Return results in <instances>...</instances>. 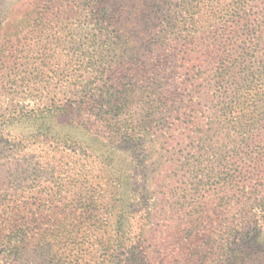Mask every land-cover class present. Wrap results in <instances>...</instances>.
<instances>
[{"label":"trees","instance_id":"16d2710c","mask_svg":"<svg viewBox=\"0 0 264 264\" xmlns=\"http://www.w3.org/2000/svg\"><path fill=\"white\" fill-rule=\"evenodd\" d=\"M123 1L64 0L62 8L73 17L81 14L87 26L94 24L96 50L82 61L81 82L86 88L81 92V110L95 114L110 138L139 148L125 171L127 188H131L124 192L120 179L106 172L97 177L101 184L87 187L83 200L81 176H77L68 185L56 180L45 189V203L4 202L0 264H37L55 247L87 252L90 257L94 252L99 264H133V260L158 264L159 258L145 247L146 219L138 228L136 243L130 244L131 217L136 213L131 208L137 204L139 185L135 176L145 180L147 157L140 155L156 146L166 153L171 145H185L180 154L164 155L196 157L197 165L174 161L190 176L183 185L187 190L264 194V27L260 24L264 0H126L122 6ZM204 1L211 5L208 15L203 16L205 20L196 19L201 13L194 10ZM222 1L236 10L219 19L216 7ZM46 2L0 0L1 31L8 35L30 28L49 12L51 5ZM109 3L114 4L115 24L130 18L128 28L136 33L130 51L118 45L124 32L119 30L112 39L103 34L110 22ZM102 39L106 40L100 45ZM86 74L93 77L86 80ZM22 112L6 120L11 123L32 113ZM59 112L46 110L45 118ZM69 134L63 128L42 125L27 138L65 139V144L81 149L78 137ZM166 158L158 161L161 170L155 173V184L162 182L165 171L171 173L172 161ZM37 173L43 174L42 170ZM165 180L171 187L177 183L170 176ZM260 199L247 198L241 204Z\"/></svg>","mask_w":264,"mask_h":264},{"label":"rangeland","instance_id":"374dc122","mask_svg":"<svg viewBox=\"0 0 264 264\" xmlns=\"http://www.w3.org/2000/svg\"><path fill=\"white\" fill-rule=\"evenodd\" d=\"M222 2V6L216 7L219 19L236 10L227 1ZM199 3L194 11L201 14L196 19L200 16L205 20L203 16L208 15L207 8L211 5ZM46 5H51L47 15L25 31L6 35L0 29V206L8 201L45 203L48 201L45 189L52 187L56 180L68 185L77 176H81L83 200L87 187L92 184L94 188L106 172L114 180L120 179L127 192L131 187L127 188L125 171L133 157L139 155V148L110 138L95 114L81 110V92L86 88L81 82L82 61L96 50L92 43L94 24L87 26L81 14L67 15L62 8L64 0H47ZM112 6L113 13L106 5L110 22L103 34L112 39L118 36L119 30L124 32L127 36L122 35L118 45L124 44L130 51L136 42V33L127 25L130 18L115 24ZM260 24L264 27V20ZM105 40L98 43L101 45ZM90 76L86 74L85 79ZM22 109L25 115L32 113L11 123L6 120L8 115L23 113ZM46 110L60 112L45 118ZM42 125L60 127L69 135L77 136L81 149L79 145L65 144V139L53 140L49 136L29 140V132ZM184 148L185 145L181 148L171 145L165 151L180 154ZM166 153L156 146L140 155L147 157L145 180L135 176L139 185L135 192L137 204L131 208L136 213L131 217L130 244L136 243L138 228L146 219L145 247L159 258L158 264H264V194L243 196L208 188L187 190L183 185L190 176L174 161L180 159L182 164L197 165L196 157ZM161 156L172 161L168 164L172 166L171 173L165 171L162 182L155 184L158 181L155 173L161 170L157 168ZM39 170L43 174H38ZM167 176L177 183L171 187L165 180ZM247 198L261 199L248 206L241 204ZM82 252L55 247L44 259H38L37 264H99L94 252L91 257ZM113 259L117 261L116 256ZM133 264L140 263L133 260Z\"/></svg>","mask_w":264,"mask_h":264}]
</instances>
